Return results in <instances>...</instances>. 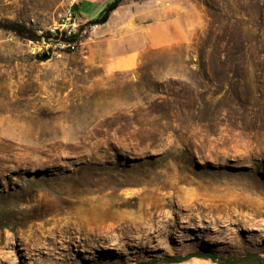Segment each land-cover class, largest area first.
<instances>
[{
  "label": "rangeland",
  "instance_id": "rangeland-1",
  "mask_svg": "<svg viewBox=\"0 0 264 264\" xmlns=\"http://www.w3.org/2000/svg\"><path fill=\"white\" fill-rule=\"evenodd\" d=\"M111 1L0 0V264H264V88L238 81V105L193 47L264 31V0H123L96 23Z\"/></svg>",
  "mask_w": 264,
  "mask_h": 264
},
{
  "label": "trees",
  "instance_id": "trees-1",
  "mask_svg": "<svg viewBox=\"0 0 264 264\" xmlns=\"http://www.w3.org/2000/svg\"><path fill=\"white\" fill-rule=\"evenodd\" d=\"M121 1L123 0H112L109 2L96 23H104L108 19L109 13L115 10ZM0 27L18 31L19 26L17 24H0ZM213 35L214 31L208 30L203 36L199 37L197 44L193 46L199 52L200 65V68L194 71V74L196 76L202 74L203 77H209V81L212 83L223 84L232 95V100L238 105L245 103L246 101L242 99L243 96L238 81L252 75L258 79L261 88H264V31H258L253 36L243 32H224L217 39L216 49H213L210 53L211 48L214 47V44H212ZM27 37L35 39L34 34H29ZM43 37L48 39L51 34L46 32ZM71 37H73L71 40H64L74 43L78 41L76 33L72 34ZM207 53H210L209 57L211 59L206 58ZM192 257L210 259L220 264L248 263V259L251 258L257 259L258 264H262L261 256L255 253H248L244 258L238 260L220 258L205 251H195L184 256L165 255L156 260L138 262L137 264L178 263Z\"/></svg>",
  "mask_w": 264,
  "mask_h": 264
},
{
  "label": "built area",
  "instance_id": "built-area-1",
  "mask_svg": "<svg viewBox=\"0 0 264 264\" xmlns=\"http://www.w3.org/2000/svg\"><path fill=\"white\" fill-rule=\"evenodd\" d=\"M75 25V16L72 12H67L64 14V16L61 18V21L58 22V24L51 28V31H55L54 29H60L65 30L67 32H70V28Z\"/></svg>",
  "mask_w": 264,
  "mask_h": 264
},
{
  "label": "water",
  "instance_id": "water-1",
  "mask_svg": "<svg viewBox=\"0 0 264 264\" xmlns=\"http://www.w3.org/2000/svg\"><path fill=\"white\" fill-rule=\"evenodd\" d=\"M49 58V55L47 53H43L42 56L40 57V60L44 61L47 60Z\"/></svg>",
  "mask_w": 264,
  "mask_h": 264
}]
</instances>
